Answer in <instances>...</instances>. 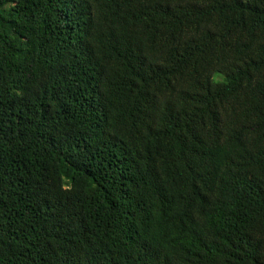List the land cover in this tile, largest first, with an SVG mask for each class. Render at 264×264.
Here are the masks:
<instances>
[{"label":"trees","instance_id":"1","mask_svg":"<svg viewBox=\"0 0 264 264\" xmlns=\"http://www.w3.org/2000/svg\"><path fill=\"white\" fill-rule=\"evenodd\" d=\"M0 264H264V0H0Z\"/></svg>","mask_w":264,"mask_h":264}]
</instances>
